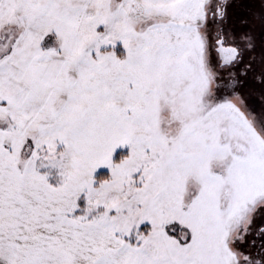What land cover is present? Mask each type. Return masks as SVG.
Segmentation results:
<instances>
[{"label":"snow or ice","instance_id":"obj_1","mask_svg":"<svg viewBox=\"0 0 264 264\" xmlns=\"http://www.w3.org/2000/svg\"><path fill=\"white\" fill-rule=\"evenodd\" d=\"M0 264H264V0H0Z\"/></svg>","mask_w":264,"mask_h":264},{"label":"rangeland","instance_id":"obj_2","mask_svg":"<svg viewBox=\"0 0 264 264\" xmlns=\"http://www.w3.org/2000/svg\"><path fill=\"white\" fill-rule=\"evenodd\" d=\"M240 14H242V13H240ZM250 103L256 104L257 101H256L255 98L253 97V98L250 100Z\"/></svg>","mask_w":264,"mask_h":264}]
</instances>
